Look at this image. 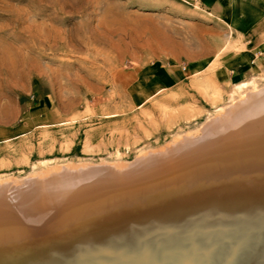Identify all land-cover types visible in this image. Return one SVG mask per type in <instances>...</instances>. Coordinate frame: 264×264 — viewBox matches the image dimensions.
<instances>
[{
    "label": "rangeland",
    "instance_id": "obj_1",
    "mask_svg": "<svg viewBox=\"0 0 264 264\" xmlns=\"http://www.w3.org/2000/svg\"><path fill=\"white\" fill-rule=\"evenodd\" d=\"M189 2L0 0V185L32 182L58 170L119 167L166 152L172 155L160 157L157 165L164 175L153 183L116 187L113 199L142 196L200 175L206 168L201 166L209 165L205 160L196 166L180 159L182 151L179 157L174 152L199 138L248 90L264 89V71L231 84L229 73L242 64L238 55L246 51L244 42L210 26L200 13L185 12L184 6L199 11ZM191 61H204L203 72L171 85L159 83L162 63ZM244 83L247 87L237 92ZM255 175L258 185L264 178ZM158 183L163 184L153 187ZM190 185L155 195L151 206L171 210L154 211L148 223L163 212L173 215L208 203L219 184ZM201 190L210 193L201 196ZM256 211L264 220V203ZM27 225L28 232L42 226ZM137 225H118L102 244L110 248L128 235L139 238ZM13 231L21 233L16 239L26 236ZM31 248L4 257L2 264L30 258L36 254Z\"/></svg>",
    "mask_w": 264,
    "mask_h": 264
},
{
    "label": "bare ground",
    "instance_id": "obj_2",
    "mask_svg": "<svg viewBox=\"0 0 264 264\" xmlns=\"http://www.w3.org/2000/svg\"><path fill=\"white\" fill-rule=\"evenodd\" d=\"M247 85L244 83L238 86L237 92H241ZM255 88L234 101L221 115L222 118L219 117V120L206 126L199 138L174 152L178 157L184 156L180 158L183 161L185 158L194 164L205 160L209 165L201 166L206 168L200 175L189 174L173 186H164L157 191L152 189V193L128 199L120 196L119 200L122 198V201L113 199L119 194L121 186L128 189L140 181L153 183L154 178L164 175L162 169L158 168V163L163 160L160 157L169 158L172 155L167 156L169 152L159 156H140L135 163L119 167L104 165L84 171L74 169L75 172L58 170L19 185L3 182L0 185V252L3 253L0 254V262L3 263L4 257L8 259L7 256L12 254L14 257L24 254L28 247H32L30 253L38 250H47V253L26 259L25 263L22 262L25 260H18L13 264L84 262L89 256L101 255L104 250L117 248L118 245L106 248L102 244L116 231L115 227L137 222L135 229L141 235L140 239L128 235L124 236L123 243L127 246L131 242L143 241L139 246L142 244L164 250L167 244L172 243L179 250L173 252L174 256L182 259L180 254L183 250L188 254L186 261L184 259L179 262L176 257H170L165 261L167 263L198 264L202 261L201 264H212L211 258L204 259L202 255L205 253L204 249L209 251L211 246L205 243L209 242L205 238L209 234H230L234 238L235 235L239 237L234 241L239 244L238 251L230 255V262L249 264L251 257L244 255V243H248V249L257 251L255 253L264 249V240L260 242L261 235L264 234V220H261L256 211L264 203V179L257 185L251 178L259 173L264 178V89ZM230 179L238 180L228 184ZM162 184L158 183L153 187H161ZM189 184L188 188L219 185L212 192L209 197L212 199L208 203L178 209L173 215L165 213L171 210L169 208L165 210V207L158 205H154V208L149 204L153 198L158 200L155 195L169 189L180 192ZM183 185L185 186L180 188ZM209 193L206 190L200 191L201 196ZM110 198L112 200L109 202H103ZM178 207H181L180 204L174 208ZM162 210L165 212L159 216V220L149 224L146 218L154 211ZM27 224L42 226L28 232L27 228L31 227ZM17 228L26 234L24 238L21 236V240L16 239L18 234L15 235L20 232L13 231ZM182 231L189 232L186 234L187 239L177 240L175 236H179ZM122 233L125 235L124 231ZM172 234L175 236H171L173 238L170 237V243H166L168 235ZM161 237L167 238L162 240ZM153 239L157 241L154 242ZM202 243L208 245L201 246L204 245ZM216 249V252L220 251ZM218 255L220 252L216 253ZM223 258L225 261L226 258Z\"/></svg>",
    "mask_w": 264,
    "mask_h": 264
},
{
    "label": "crops",
    "instance_id": "obj_3",
    "mask_svg": "<svg viewBox=\"0 0 264 264\" xmlns=\"http://www.w3.org/2000/svg\"><path fill=\"white\" fill-rule=\"evenodd\" d=\"M199 11L190 6L182 8L193 15H203L210 26L239 36L246 51L238 55L242 64L232 67L229 73L231 84L248 80L264 71V0H192ZM204 61H191L189 65L162 63L158 72L160 84L171 85L183 80L188 73L195 75L203 72ZM158 83V84H159Z\"/></svg>",
    "mask_w": 264,
    "mask_h": 264
},
{
    "label": "water",
    "instance_id": "obj_4",
    "mask_svg": "<svg viewBox=\"0 0 264 264\" xmlns=\"http://www.w3.org/2000/svg\"><path fill=\"white\" fill-rule=\"evenodd\" d=\"M213 229H215V228H213ZM187 233H189V232L182 231V232H180L179 236H175L172 234V235H168V238L167 237H165V238L161 237V239L163 240V239L167 238L168 240L166 241V243L167 242L170 243L171 238H173L171 236H175V238L177 240H183V239H187V237H188V235H186ZM233 236L234 235H230V234H228V235H221V234L220 235L219 234H211L210 235L209 234L207 236L208 238H205L209 242H205V243H208L211 246L209 248V251L204 249L203 252H205V253L202 254L203 257H205L204 259L209 260V258H211L212 264H229L230 258H231L230 255L234 254L235 251H238L237 246L239 245L238 242H234L235 239L239 238V237L237 235H235V238H234ZM261 237L262 238L260 239V242H263L264 234H262ZM155 239H158V238H155ZM155 239H153L154 242L157 241ZM176 239H175V241H177ZM198 240H200V239H198ZM119 241H121V240H119ZM187 241L189 242L191 240H187ZM142 242L135 241V242H131V244L130 243L127 244V246H126V244H124L123 241H121L118 244L117 248L115 247L112 250H104V251H102V252H104V254H101V255L94 254L92 256H89L90 258L87 257L84 260V262H78V263H80V264H171V263H167L165 261H167V259L170 257H174V258L176 257V256H174L175 253H173V252L178 250V248H177L178 246L173 245L172 243L167 244V248H165V250H164V249H160V248H157L154 246L151 248H150V246L145 247L142 244L139 246V244ZM122 243H123V245H122ZM205 243H202L204 245H201V246L208 245ZM179 246L181 248V245H179ZM107 247H109V246H107ZM248 247H249L248 243L247 244L244 243V246H243V248H244L243 251H245L244 255L245 256L248 255L247 257H249V255H250V257H251V259L249 258L250 259L249 264H264V249L261 247L263 250L261 252L255 253L257 251L250 250V249H248ZM216 248H218V250H220L219 251L220 255H218V256H216V253H219V252H216V250H217ZM248 250L252 251V252H249ZM34 253H36V254H34ZM34 253H33L34 255H32V256H30V258L28 257L26 259H33V258L37 257L38 255H41V254H44L47 252H34ZM113 253H116V254L113 255ZM252 253H254V254H252ZM176 254H178V252ZM180 255L183 258L179 259L176 257V259H178L179 262H180V260H184V259L186 261V259H187L186 255H188L187 252H185L183 250V252H181ZM223 257L226 258L225 261H224ZM26 259H25V261H22V262L25 263ZM93 260H95V263L93 262ZM227 261H229V262H227ZM3 263H4V261H3ZM201 263H202V261H200L198 264H201ZM230 264H232V263L230 262Z\"/></svg>",
    "mask_w": 264,
    "mask_h": 264
}]
</instances>
